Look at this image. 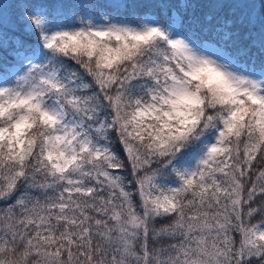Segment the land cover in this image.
I'll list each match as a JSON object with an SVG mask.
<instances>
[{
	"label": "snow or ice",
	"instance_id": "obj_1",
	"mask_svg": "<svg viewBox=\"0 0 264 264\" xmlns=\"http://www.w3.org/2000/svg\"><path fill=\"white\" fill-rule=\"evenodd\" d=\"M0 264H264V0H0Z\"/></svg>",
	"mask_w": 264,
	"mask_h": 264
}]
</instances>
